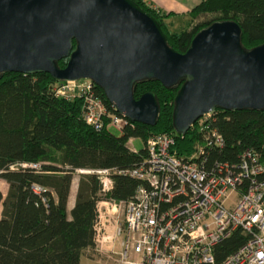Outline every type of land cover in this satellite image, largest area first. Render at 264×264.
<instances>
[{
  "label": "trees",
  "instance_id": "1",
  "mask_svg": "<svg viewBox=\"0 0 264 264\" xmlns=\"http://www.w3.org/2000/svg\"><path fill=\"white\" fill-rule=\"evenodd\" d=\"M153 15L166 34L167 43L184 52L192 37L216 20H234L241 27V43L250 49L264 42V0H203L190 10L191 24L181 31H171L165 14L142 0H134ZM168 15V14H167ZM75 45V40H73ZM67 58L57 60L64 67ZM50 74L0 73V178L7 182L5 196L0 190V264H80V257L94 255V223L99 200L126 201L140 180L113 174L111 191L103 193L97 174L80 173L75 202L67 210L73 173L77 169H128L143 159L144 149L132 152L130 137L146 139L149 135L176 132L172 125L173 98L178 86L165 87L149 79L136 84L134 97L153 91L159 104L154 126L129 121L113 134L109 128L94 130L82 119L80 98L66 99L54 93L56 84ZM96 90L108 108L117 113L102 89ZM185 134L176 135L179 153H189L200 137L195 124ZM207 123L224 138L210 158L237 161L245 148L260 154L264 163V108L211 112ZM20 163H36L38 168ZM43 188L37 192L33 186ZM245 236L235 230L217 245L223 254L235 250Z\"/></svg>",
  "mask_w": 264,
  "mask_h": 264
},
{
  "label": "water",
  "instance_id": "2",
  "mask_svg": "<svg viewBox=\"0 0 264 264\" xmlns=\"http://www.w3.org/2000/svg\"><path fill=\"white\" fill-rule=\"evenodd\" d=\"M6 71L89 78L119 115L149 126L158 100L153 91L135 98L136 84L178 86L172 125L179 134L217 107L264 108V42L247 49L237 22L216 20L179 52L134 0H0V73Z\"/></svg>",
  "mask_w": 264,
  "mask_h": 264
},
{
  "label": "built area",
  "instance_id": "3",
  "mask_svg": "<svg viewBox=\"0 0 264 264\" xmlns=\"http://www.w3.org/2000/svg\"><path fill=\"white\" fill-rule=\"evenodd\" d=\"M53 91L80 98L82 119L94 130H121L129 122L108 108L89 78L57 81ZM210 116L204 114L194 125L200 137L189 153L176 149L177 132L159 133L142 140L145 155L132 168L77 169L97 174L103 193L111 191L113 174L141 181L126 201L97 202L95 256L115 264H264V163L252 148L243 149L235 162L211 159L224 138L207 123ZM132 140L126 144L138 153ZM235 230L245 241L226 254L217 250Z\"/></svg>",
  "mask_w": 264,
  "mask_h": 264
},
{
  "label": "crops",
  "instance_id": "4",
  "mask_svg": "<svg viewBox=\"0 0 264 264\" xmlns=\"http://www.w3.org/2000/svg\"><path fill=\"white\" fill-rule=\"evenodd\" d=\"M151 5H153L159 12L166 15L164 22H168V29L172 31V22L173 19L179 18L190 19V10L199 4L203 0H146ZM168 14V15H167ZM182 22V21H181ZM190 21L187 20L183 27H187ZM180 23V22H179ZM182 24V23H181ZM77 187L70 186V191L67 199V210L69 211L75 202Z\"/></svg>",
  "mask_w": 264,
  "mask_h": 264
},
{
  "label": "rangeland",
  "instance_id": "5",
  "mask_svg": "<svg viewBox=\"0 0 264 264\" xmlns=\"http://www.w3.org/2000/svg\"><path fill=\"white\" fill-rule=\"evenodd\" d=\"M174 21L172 22V25L170 24V26H172V31H181L184 27L183 25L186 23L187 20H189L190 22L188 23L191 24L192 20L190 19H185V18H179V22L177 21V19H173ZM182 21V22H181ZM182 23V24H181ZM168 25V22L166 23ZM110 131L115 134V135H120V129L111 127L109 128ZM134 146L137 150L143 148L144 144L143 141L141 140V138H133L132 140V144H130V146ZM79 175L80 172L79 171H75L73 173L72 176V181H71V185L73 187H77L78 184V180H79ZM7 188H8V184L6 181H4L3 179L0 178V190L3 194V196H5L6 192H7ZM229 203V201L227 200V204ZM1 209H2V205L0 204V215H1ZM122 208L120 209V215H122ZM90 253L92 254V252L90 251ZM89 252L85 253V255H82L80 257V264H115L110 260H105L104 258H102V256H95V255H91Z\"/></svg>",
  "mask_w": 264,
  "mask_h": 264
}]
</instances>
